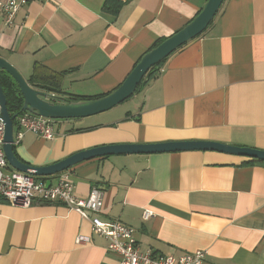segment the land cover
I'll list each match as a JSON object with an SVG mask.
<instances>
[{
  "label": "crops",
  "instance_id": "1",
  "mask_svg": "<svg viewBox=\"0 0 264 264\" xmlns=\"http://www.w3.org/2000/svg\"><path fill=\"white\" fill-rule=\"evenodd\" d=\"M106 2L32 0L9 27L0 15V58L34 89L65 102L94 100L117 89L207 0H113L116 14ZM53 126L52 140L24 133L15 156L45 167L96 147L184 141L264 151V0H224L207 29L129 99ZM248 159L216 151L108 155L66 171L76 197L102 194L97 218L131 228L142 253L203 250V264H264V162ZM57 176L42 179L55 185ZM144 211L152 213L146 221ZM77 235L90 241L77 245ZM106 246L61 203L16 207L0 198V264H119Z\"/></svg>",
  "mask_w": 264,
  "mask_h": 264
},
{
  "label": "water",
  "instance_id": "2",
  "mask_svg": "<svg viewBox=\"0 0 264 264\" xmlns=\"http://www.w3.org/2000/svg\"><path fill=\"white\" fill-rule=\"evenodd\" d=\"M224 0H207L199 14L180 31L165 39L145 53L123 83L111 93L90 101L65 102L45 92L32 88L17 70L0 58V72H5L16 84L22 98L21 112L50 119L76 120L104 113L129 99L144 81L147 72L158 66L180 47L201 35L212 22ZM56 102V103H55ZM64 102V103H61ZM17 115L10 116L7 101L0 85V120L4 127L3 153L8 166L27 176L48 178L72 168L78 163L108 155H143L181 151H216L238 157L264 162V151L238 147L217 142L184 141L160 144H121L96 147L75 153L52 165L33 167L20 161L13 151V122ZM50 181L46 180V186Z\"/></svg>",
  "mask_w": 264,
  "mask_h": 264
},
{
  "label": "built area",
  "instance_id": "3",
  "mask_svg": "<svg viewBox=\"0 0 264 264\" xmlns=\"http://www.w3.org/2000/svg\"><path fill=\"white\" fill-rule=\"evenodd\" d=\"M32 0H0V15L4 18V27L12 25L17 11ZM54 120L41 118L27 112L19 114L14 122L17 127L13 135V145L18 143L24 133H32L45 140L55 136ZM4 127L0 120V198L16 207H29L34 203H61L75 211L90 223L91 232L107 241L106 250L120 257L119 264H203L206 251L197 250L179 257L153 256L142 253L132 237L133 230L117 221L103 222L96 215L104 210L102 194L93 190L88 197L81 199L75 196L70 181L69 171L59 173L55 185L46 186L42 178L27 176L12 170L5 159L3 145ZM152 217V213L144 211L142 220ZM90 237L77 235V245L86 244Z\"/></svg>",
  "mask_w": 264,
  "mask_h": 264
},
{
  "label": "trees",
  "instance_id": "4",
  "mask_svg": "<svg viewBox=\"0 0 264 264\" xmlns=\"http://www.w3.org/2000/svg\"><path fill=\"white\" fill-rule=\"evenodd\" d=\"M112 2H113V0H107L106 4L104 5V9L106 11H108V12L112 11L114 14H116L118 9H119V7H120V5L118 3H115L114 8L112 9L111 8V3ZM109 9H111V10H109ZM161 42H163V40L158 42V43H156L153 48H155ZM179 49H181V47ZM161 64L162 63H160L159 66ZM156 68H157V66L152 67L147 72L145 78H149V76L150 77L153 76L154 73L157 70ZM0 85L2 87L4 95L6 97L8 113L10 114V116H13V115H17L18 116L19 114L22 113L21 112L22 98H21V95L19 93V90H18L16 84L14 83L12 78L10 76H8L5 72H0ZM90 100L91 99H88V98L86 99L84 97H79V96L68 95L66 97V101L67 102H71V101H73V102H76V101H90ZM14 122H15V120H14ZM14 122H13V124H14ZM247 162L248 163H255V162H258V161L254 160V159H248Z\"/></svg>",
  "mask_w": 264,
  "mask_h": 264
},
{
  "label": "rangeland",
  "instance_id": "5",
  "mask_svg": "<svg viewBox=\"0 0 264 264\" xmlns=\"http://www.w3.org/2000/svg\"><path fill=\"white\" fill-rule=\"evenodd\" d=\"M59 121H65V120H59Z\"/></svg>",
  "mask_w": 264,
  "mask_h": 264
}]
</instances>
